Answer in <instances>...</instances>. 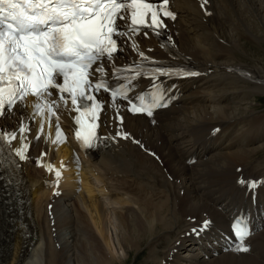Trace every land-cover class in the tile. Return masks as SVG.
<instances>
[{
    "label": "bare ground",
    "instance_id": "6f19581e",
    "mask_svg": "<svg viewBox=\"0 0 264 264\" xmlns=\"http://www.w3.org/2000/svg\"><path fill=\"white\" fill-rule=\"evenodd\" d=\"M174 5L180 10L178 45L199 73L171 81L173 101L156 118L125 115L121 127L136 137L137 146L115 138L117 124L109 112L101 129L113 139L101 150L79 147L62 107L51 126L45 116L39 140L41 117L30 118L26 107L17 105L1 118V126L17 131L19 140L21 122L30 129L21 174L28 219L38 235L33 244L31 238L25 243L15 199L5 195L0 179V264H114L121 262L120 251L128 257L144 245L149 264H264V220L253 223L247 252L222 238L203 237L227 229L230 217L246 210L247 178L238 179V169L250 177L247 166L264 148V112L248 106L264 93V67L240 59L243 38H263L264 0H210L208 16L195 0ZM57 121L63 142L54 144ZM42 150L41 161L63 166L61 178L36 164ZM55 182L59 195L52 194ZM205 219L211 223L198 237L191 227ZM194 240L206 247L196 250Z\"/></svg>",
    "mask_w": 264,
    "mask_h": 264
},
{
    "label": "snow or ice",
    "instance_id": "6c2138e0",
    "mask_svg": "<svg viewBox=\"0 0 264 264\" xmlns=\"http://www.w3.org/2000/svg\"><path fill=\"white\" fill-rule=\"evenodd\" d=\"M169 3L170 0H159V3L152 0H0V116L17 105L21 109L26 107L27 98L32 97L30 118L41 117L36 136L39 140L45 116L51 126L53 116L59 119L57 109L61 105L67 107L70 99L72 110L78 113L74 117L78 126L74 135L82 147L91 148L92 141L99 139L96 130L105 111L104 102L97 98L101 90L110 95L108 106L116 110L115 118L121 124L123 117L119 114L118 99L128 101V111L149 117L154 109L166 107L160 91L150 94V98L137 96L138 102H134L128 96L130 88L127 85L113 88L106 79L103 62L113 61L120 51L118 37L137 35L141 27L151 28L158 35L160 29L167 27L163 18L175 20L176 14L169 9ZM133 50L142 61L148 59L135 41ZM113 70L114 74L120 71L132 73L127 78L129 84L145 75L152 79L157 75H198L164 69L145 72L140 63L121 69L113 65ZM53 95L57 99H51ZM29 131L22 121L20 146L14 149L11 141L17 139L16 133L0 131V152L6 148L20 160H25L29 145L24 140ZM116 135L128 138L127 133L117 132ZM62 136L57 123L56 138L52 143L63 142ZM38 166H41L39 162ZM43 166L53 170L51 165ZM55 174L60 177L59 171ZM247 185L252 189L256 187L255 182H247ZM209 223L204 221L202 227L207 228ZM231 227L241 241L250 235L247 222L242 218H235ZM236 250L249 251L246 246Z\"/></svg>",
    "mask_w": 264,
    "mask_h": 264
},
{
    "label": "rangeland",
    "instance_id": "374dc122",
    "mask_svg": "<svg viewBox=\"0 0 264 264\" xmlns=\"http://www.w3.org/2000/svg\"><path fill=\"white\" fill-rule=\"evenodd\" d=\"M262 30H263V28H262ZM240 43H241V47L243 49V52H242V54L240 56V59L241 60L247 59V60H249V62H252V60L255 59L256 62L258 63L259 67L260 66L264 67V35H263V38L261 40H257V39H254V38H251L249 40V39L243 38L240 41ZM245 54L248 56V58H247V56ZM252 100H254L253 101L254 104L253 105L248 104V106H250L251 109H253V110H258L260 112H264V93H261V94H258V95H254L253 98L249 99V102L252 101ZM242 105L245 106L244 104H242ZM246 111L248 112V110H246ZM236 122H237V124L239 123L238 121H236ZM256 154H261V156L256 159V160L259 159L258 161L260 162V158L261 157L264 158V148L259 150ZM254 162L257 163V161H255V160H254ZM257 166L262 168L263 163H260ZM95 184H96V182H95ZM89 185L94 186V183L93 184H89ZM95 187H96V185H95ZM80 191L81 190L77 191L78 197L80 196L79 198H81ZM95 193L98 194L96 189H95ZM106 203H108V202H106ZM113 233H114V231H113ZM112 236H113V239L115 240V236L113 234H112ZM89 252H85V257L87 256L88 258H90ZM126 254H127L126 252L123 253V252L120 251L118 255L120 256L121 262L116 261V262H114V264H149V263H145V262H148V259L146 257V245L142 246V248L139 251H131L128 254V257H127ZM91 263L93 264V261L90 260V264Z\"/></svg>",
    "mask_w": 264,
    "mask_h": 264
}]
</instances>
